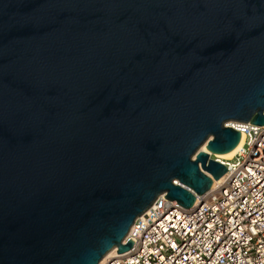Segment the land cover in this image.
Wrapping results in <instances>:
<instances>
[{
  "label": "water",
  "instance_id": "obj_1",
  "mask_svg": "<svg viewBox=\"0 0 264 264\" xmlns=\"http://www.w3.org/2000/svg\"><path fill=\"white\" fill-rule=\"evenodd\" d=\"M229 122L264 125V0H0V264L129 251L226 173Z\"/></svg>",
  "mask_w": 264,
  "mask_h": 264
},
{
  "label": "built area",
  "instance_id": "obj_2",
  "mask_svg": "<svg viewBox=\"0 0 264 264\" xmlns=\"http://www.w3.org/2000/svg\"><path fill=\"white\" fill-rule=\"evenodd\" d=\"M228 125L244 140L223 179L187 209L160 195L103 264H264V125Z\"/></svg>",
  "mask_w": 264,
  "mask_h": 264
},
{
  "label": "bare ground",
  "instance_id": "obj_3",
  "mask_svg": "<svg viewBox=\"0 0 264 264\" xmlns=\"http://www.w3.org/2000/svg\"><path fill=\"white\" fill-rule=\"evenodd\" d=\"M244 140V137L241 136V140L239 142V144L231 151L227 152V153H223V154H216L215 156L213 155V158L218 160L219 162L223 163V160H229L231 158H233V156L236 154L237 150L241 147V144ZM205 146V145H204ZM202 147V151H207L205 147ZM209 153V151H207ZM223 178H219L218 180H215V182H219L221 181ZM117 253L116 248L112 249L111 251H109L100 261L99 264H103L105 262V260L110 257V256H114Z\"/></svg>",
  "mask_w": 264,
  "mask_h": 264
},
{
  "label": "rangeland",
  "instance_id": "obj_4",
  "mask_svg": "<svg viewBox=\"0 0 264 264\" xmlns=\"http://www.w3.org/2000/svg\"><path fill=\"white\" fill-rule=\"evenodd\" d=\"M212 157H213V155H212Z\"/></svg>",
  "mask_w": 264,
  "mask_h": 264
}]
</instances>
